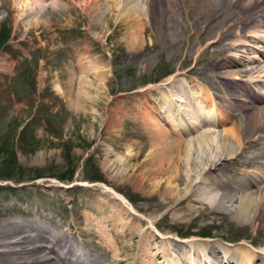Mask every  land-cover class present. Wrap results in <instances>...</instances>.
<instances>
[{"label": "rangeland", "instance_id": "rangeland-1", "mask_svg": "<svg viewBox=\"0 0 264 264\" xmlns=\"http://www.w3.org/2000/svg\"><path fill=\"white\" fill-rule=\"evenodd\" d=\"M17 1L32 3L35 10L22 14ZM61 1L53 9L46 0H0V221L9 216L40 215L53 218L58 228H83L84 213L110 196L125 211L126 223L133 225V217L144 222L146 245L142 246L152 256H168L178 264L176 251L192 258L195 251L202 254L207 247L211 253L207 261L227 254L228 259L233 258L229 264L232 260L238 264L241 258L249 259L248 264L250 259L264 264V213L250 219L241 214L235 199L218 206L184 198V183L178 185L174 179L187 171L172 168L156 173L160 150H153L161 137H176L175 129L182 132L186 121L195 120L202 111L206 115L215 110L211 116L216 123L201 127L213 133L197 144L209 151L220 149L224 133H230L234 121L243 122L238 110L220 125L219 111L206 106L199 96L208 93L222 105L235 100L240 106H264V77H257L264 75V35L254 38L252 34L257 25H264V8L249 11L254 20L214 15L209 22L206 13L200 15V4L194 6L196 11L190 10L189 0H154L152 6L150 1L137 19L133 13L139 8L137 3L143 4L141 0L128 5L125 0ZM132 5L136 10L130 11ZM37 17L47 23H36ZM231 23L227 38L221 40L217 35ZM229 44L239 47L233 49ZM231 59L236 62L229 63ZM227 77L240 87L238 99L214 89L227 82ZM198 131L183 136L190 138ZM185 146L181 154L186 159ZM261 147L243 157L260 152V163L240 166L230 161L225 168L210 171L212 182L222 183L219 190L230 189L246 173L258 167L264 171ZM4 152L16 155L18 178L39 171L45 175L18 182L4 178L5 172L12 171L6 161L9 158H2ZM71 175V180L60 179ZM93 177L102 180H90ZM258 188L264 194V181L249 185L247 191L258 195ZM119 194L124 199H116ZM169 197L174 200L168 202ZM75 235L92 253L99 251L92 236ZM149 241L161 243L160 248L148 250Z\"/></svg>", "mask_w": 264, "mask_h": 264}, {"label": "bare ground", "instance_id": "bare-ground-1", "mask_svg": "<svg viewBox=\"0 0 264 264\" xmlns=\"http://www.w3.org/2000/svg\"><path fill=\"white\" fill-rule=\"evenodd\" d=\"M36 1H40V0H36ZM112 1L114 3H117V0H112ZM134 1L135 0H125V3H124V1H123V3H124V5H128V2L130 4V2L133 3ZM141 1L144 5L141 3H137V7H139L137 10L134 9L135 4L132 5V7H131L132 9H130V11L136 10V12L133 13V14H136V19L139 18L140 15H143V13H144L143 8L146 7V9H147V5L150 1H151L150 5L152 2L154 3V0H141ZM183 1L186 2V0H183ZM17 2H21V3H19L18 7L20 10V13H22V14L26 13V11H30L29 13H31V11L33 9L35 10V7L32 3L30 4L27 1H17ZM189 2L191 5L190 10L193 9V11H196V9H194V6L197 4H200L199 5V6H201L200 7L201 8L200 9V15L204 16L206 13V15H208V17H209L208 18L209 22L210 21L212 22V20H214V17H213L214 15H223V16L224 15L225 16L230 15V17L232 16V18L236 16V17H239L240 19H242V21L254 20V17H253L254 13L252 14L250 12L257 11L256 8H260V9L264 8V0H189ZM62 3L63 2L60 0V4H62ZM138 4H139V6H138ZM142 5H143V7H142ZM155 5H156V2H155ZM116 8H118V7H116ZM173 8H175V7H173ZM141 9H142V11H141ZM146 9H145V13L147 12ZM111 10H113V9H111ZM49 11H51V10H49ZM185 11L189 12V6H186ZM32 13H33V11H32ZM34 13H36V12H34ZM38 13H42L41 10H38ZM154 15H156V14H154ZM127 19H128V17H127ZM261 20H262V23H264V19L261 18ZM35 21H36V23H39V24H41V23L46 24L47 23V22H45V20L43 18H40V17H37V19ZM253 23H255V22H253ZM228 25H229L228 28H225V30H223V32L220 35H217V36H220L221 40H225V38H227L226 34L229 32L228 31L229 28L231 26H233L232 23L228 24ZM263 27H264V25L263 26L262 25L256 26V28L253 30V33H252V34H254L253 35L254 38L257 36L260 37V36L264 35V33H263L264 28ZM137 28L139 29L140 27H137ZM140 29H142V28H140ZM211 30H213V29H211ZM232 33H234V32H232ZM206 36H207V34H206ZM262 39H264V38H262ZM214 40H212V41H214ZM209 41H211V40H209ZM236 45L237 44H229V46H231L230 48H233V49L239 47V46L236 47ZM255 47H257V46H255ZM8 62H7V64H8ZM232 62H236V61L231 59V61H229V63H232ZM262 68H263V70H262ZM262 68H261V70L264 72V66ZM248 69H249V71H252V69H254V68H252V69L246 68V70H248ZM236 72H237V70H236ZM257 77H259V79H262L264 77V75L258 74ZM227 78H228L227 82H222V83L217 84L219 86L214 88V89H216V91L217 90L220 91V94H224V93H226V95L229 94L233 100L238 99L239 95L237 93L239 91H241L240 87L237 88L238 84L236 85L234 82H232L230 77H227ZM257 82H259V81H257ZM213 86H215V85H213ZM200 87H201V85H200ZM251 88H253V87H251ZM182 90H183V88H182ZM201 90H203V89H201ZM246 91L248 92L247 88H246ZM194 92L196 93V91H194ZM245 92H242L241 94H244ZM249 92H251V91H249ZM162 95H163V93H162ZM224 96H222V99L227 101V99L223 98ZM199 97L202 98L203 101H205L206 106L207 105L212 106L214 109L217 110V112L219 111L218 114L220 113V116H219L220 125L222 123L228 121L229 118L232 116V114H235V116H236V113H237L236 111H238V110H239V112L237 113V115L239 114V119L243 120V122H241L240 124H238V123L236 124V121H234V123H232L234 125H233V128L230 129V133H224L225 135L221 140L220 149L216 150L212 146L211 148H213V149L209 151V149L207 147L201 146V145L197 146V144L199 141H202V140L204 141L206 139L209 140L208 139L209 135H211L213 133V131L211 132L210 129H201V127L208 125V123L209 124H212V123L215 124L216 123V121H215L216 119L215 120L212 119V116H211V114L213 112H215V110L212 113L209 112L211 114L207 113L206 115L203 114L204 111H202V113L198 114V116L195 118V120H192L188 123L185 120L186 123L184 122L185 124L182 127V132H178L177 129H175L174 133L176 134V137L164 134V135H166V137H161L163 139L160 140L161 139L160 138L159 141L156 143L157 147L155 146L156 148L153 150H156V149L160 150V153H159L160 157L159 158L161 159V163H160L159 168L155 172L156 173H167L168 171L170 172V170L172 171V168H176L175 172L187 171L185 174H183V172L182 173L179 172L174 179V181H176L178 185L182 182L184 183L185 188L182 189L185 192V195L183 196L184 198H186V199H198L200 202L205 201L209 205H218V206L222 205L225 200L226 201H233L235 199V200L239 201L238 206H239V210H241V214L245 215L246 217H248L250 219L262 217L261 215L264 213V194H262V192L259 190V188H258V190H259L258 195L253 194L250 191H247L249 185H254V184L258 185L259 182L264 181V171L262 170L261 167H258L257 170L253 171L252 173H249V174L246 173V175L244 177H240V178L236 179L235 184L234 185L231 184L232 187H230V189L225 188L226 190L225 189L219 190L220 188L222 189V185H221L222 183L221 184L216 183V182L213 183L212 182V180H213L212 175H208V174L210 173V171L212 169L225 168L227 163L230 161L232 163H234L236 165H240V166H242L243 163L245 165H253V164H256L257 162H259V160H257V159L258 158L260 159L263 157L260 152L258 154H253L252 156H246V159H243V157H244L245 153L249 152L252 148H257V147L260 148V146H262V145L264 148V133H262V131H264V106L254 105L253 102H252L253 105H251V106H248V105L240 106L235 102V100H234V102H232V101L230 102V100H229V103L222 105L223 103L220 104L219 102L212 101L214 99L211 100L212 96H209L208 93L205 96L202 95ZM227 97H228V95H227ZM194 99H195V97H194ZM160 100H162V99H160ZM257 100L260 101V98H257ZM198 101H199V99H198ZM159 102H161V101H159ZM166 102H168V101H166ZM254 102L256 103V100H254ZM186 103H187V101H186ZM162 107H163V105H162ZM182 108H180V109H182ZM252 110H254V111H252ZM200 111H201V109H200ZM185 115H186V113H185ZM195 115H197V114L195 113ZM182 116H183V114H182ZM193 117H194V115H193ZM169 118L171 119L170 116H169ZM252 121L254 122L253 124H252ZM251 124H252V126H251ZM199 129H200V132L198 131ZM187 131L188 132L198 131L197 132L198 134L193 135L190 138H184L183 133H187ZM158 134H159V132H158ZM257 135H258V137H257ZM147 136H149V135H147ZM244 136H246V139ZM184 144H186L185 147H186V150H188V156L186 157V159L181 154L184 150ZM157 152H159V151H157ZM192 152L193 153L196 152V155L192 154ZM183 167H185V168L183 169ZM199 169H204V171H202V172L201 171L200 172L199 171L198 172L193 171V170L196 171ZM226 181L228 182V179ZM201 182H203L205 184V186H201L202 185V184L200 185ZM206 187H208V188H206ZM217 189H218V191H216L214 193V191ZM109 197H108V200H105V201L102 200V198H101V200L98 199L99 200V201H97L98 203L96 205L95 204L93 205V211L91 212L90 211L91 209H90L89 211L87 210L84 213V215H83L84 218H83V223H82V224H85V227H83L84 229L81 227H75L74 229H72V228L65 229L64 227L58 228L57 225H55L56 223L52 222V220H54L52 217H51L52 220H46V219H44L43 216H40V215H35V216L33 215L30 217L28 216L29 218H24V219L19 218L17 216H9L8 218L4 217V219L2 221H0V264H173L172 261H170L167 258L168 256H165L164 259L161 258L160 255H156V256L153 255L152 256L149 253L150 251H147L146 248L144 249V247L146 245L143 242L145 240L143 238V236L145 235V232H143V231H145V230H143L144 222L143 221L140 222V220L138 221L137 219H135L136 217H133V221H134L133 225H130L128 222L126 223L125 211H123V209H121V208H118L117 202L115 200L113 202H111ZM117 198L121 199V200L124 199L122 196H120V194L117 195L116 199ZM121 200H119V201L121 202ZM173 200H174L173 198L169 197L168 202H170V201L172 202ZM105 202H108V203L105 204ZM254 204H256L257 206L255 207ZM219 209H220V207H219ZM259 209H261V210H259ZM131 214H130V216H131ZM78 220H79V218H78ZM250 221H252V220H250ZM79 229H81V230L79 231ZM76 232L79 235L85 236L86 234H88V235L92 236L93 237L92 241L96 240L95 244H98L97 249H99V251H96V253H92L91 252L92 249L89 248V245H87L84 242V240L81 242L77 241L76 235H75ZM136 238L138 241L134 242L136 240ZM128 239L133 241V242H131V244H128V242H129ZM175 241L180 243L176 239H175ZM163 243H165V242H163ZM178 243H176V244L178 245ZM159 244H161V243H159L157 241H153V242L149 241V243L147 244V247H149L148 250L158 248L160 246ZM205 245H207V244H205ZM190 247H192V246H190ZM192 249H193V247H192ZM204 249L205 250L203 251L202 254L195 251L194 256H193L194 258L193 257L191 258L190 254L186 255L187 253L186 254L180 253V250L176 251L177 252L176 256H177V258H179L180 262H183L184 264H189V262H191V264H217L215 261H218V264H229L228 262H230L229 260H231V258H232L230 256L228 259V256L226 254L225 257L223 256L222 258H218L217 260H214V262L213 261H207V259L209 258V255H211V253H209V250L207 249V247L206 248L204 247ZM198 250H200V249H198ZM172 252H173V250H172ZM196 253H198V255ZM105 256H106V258L104 259ZM171 256H173V255H171ZM176 256H174V257H176ZM214 256L218 257L219 254L216 253ZM248 260L249 259L245 260V258H241V260L238 261V264H248V262H249ZM252 261L253 260L250 259V264H254V262H252ZM180 262H178V264ZM231 262H232V264L237 263V262H234L233 260ZM255 264H257V262ZM261 264H263V263H261Z\"/></svg>", "mask_w": 264, "mask_h": 264}, {"label": "trees", "instance_id": "trees-1", "mask_svg": "<svg viewBox=\"0 0 264 264\" xmlns=\"http://www.w3.org/2000/svg\"><path fill=\"white\" fill-rule=\"evenodd\" d=\"M6 152H4V154H3V160H6V158L8 157L9 159H7L6 161L8 162V161H10L9 163H10V165H9V168H11L12 169V171H7V172H5V175L6 176H3L4 178H11V179H13V180H17V182L18 181H24V180H29V179H35V178H39V177H41V176H44L45 174L44 173H42V172H38V173H36V174H28V175H26V174H24V173H22V176H20L19 178H18V176L16 175V173L14 172L15 170H16V166H17V164H18V162H17V157H16V155L15 154H13L12 153V156L13 157H10V152H7L6 154H5ZM72 175L71 176H61L60 177V179L61 178H63V179H67V180H71L72 179ZM93 179H96V180H102V179H97V177H93V178H91L90 180H93Z\"/></svg>", "mask_w": 264, "mask_h": 264}, {"label": "clouds", "instance_id": "clouds-1", "mask_svg": "<svg viewBox=\"0 0 264 264\" xmlns=\"http://www.w3.org/2000/svg\"><path fill=\"white\" fill-rule=\"evenodd\" d=\"M46 2L47 5L53 9H56L60 6V0H46Z\"/></svg>", "mask_w": 264, "mask_h": 264}]
</instances>
